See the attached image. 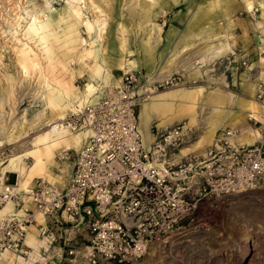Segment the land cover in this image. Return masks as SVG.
I'll use <instances>...</instances> for the list:
<instances>
[{"label":"rangeland","instance_id":"obj_1","mask_svg":"<svg viewBox=\"0 0 264 264\" xmlns=\"http://www.w3.org/2000/svg\"><path fill=\"white\" fill-rule=\"evenodd\" d=\"M211 1L0 0V176L5 175L0 183L8 179L11 185L16 184L19 172H9L16 170L8 166L9 159L25 154L32 148L34 138L50 128L47 124L56 123L47 104L46 83L55 87V81H68L67 70H70L74 76L70 90L76 88L77 97H81L79 91L83 92L88 86L102 92L106 86L89 75L88 66L103 63L112 76L114 73L120 77L123 70L114 63L138 56L144 49L142 45L147 47L153 71L158 69L169 74L179 69L184 75L179 85L162 88L164 91L179 87L203 88L195 97V101L199 98L202 104L194 105L198 119L208 114L212 90L225 89L236 94L220 114L215 112L211 116L216 124L207 131V140L195 151L204 149L216 132L225 127H235L237 133L242 129H255L260 133L255 140L264 143V117L260 115L264 113V95L262 98L256 95L258 90H264V9L259 5L264 0ZM249 1L252 6L248 8ZM82 13L94 24L97 15L106 18L102 40H98L94 30L80 23ZM32 18L50 26L51 38L46 40V47L39 43L40 34L28 29ZM118 20L126 26L123 43L128 51L123 53L117 40ZM153 22L162 23L159 31L155 30L157 26ZM71 28L76 29L83 41L72 38ZM185 47L189 48L181 53ZM234 47L244 50L243 58L252 68H233L229 72L218 66V59ZM212 50L217 54L203 58L194 56L198 52L204 56ZM186 56L191 59L186 61ZM183 61L185 63L178 66ZM246 69L253 74L248 80H240V72ZM113 83L116 82L112 80ZM250 103L258 119L250 116L247 109ZM199 121L186 123L189 126L186 141L201 134L207 122ZM151 124L163 126L156 116L147 124L143 121L140 129L145 144L150 138ZM62 150L55 153L57 166L49 168L52 175L61 176L60 169L67 168L70 173L72 158L61 157ZM16 163L27 169L33 160L24 155ZM24 177V173L20 175L16 187H22L20 180L24 181ZM35 178L28 180V187ZM198 212L201 219L196 229L167 241L154 242L144 256L130 264H264V185L222 197L213 195L199 204ZM34 231L38 238L42 237L36 228ZM46 247L44 241L41 248ZM42 250L34 264H53L42 257ZM29 252L34 253L33 247ZM30 256L28 253L21 257L28 260Z\"/></svg>","mask_w":264,"mask_h":264},{"label":"built area","instance_id":"obj_2","mask_svg":"<svg viewBox=\"0 0 264 264\" xmlns=\"http://www.w3.org/2000/svg\"><path fill=\"white\" fill-rule=\"evenodd\" d=\"M244 50L234 47L217 64L223 71L246 67ZM182 70V69H181ZM183 73L122 72L93 103L69 110L62 124L89 132L72 158L66 183L58 187L35 178L27 190L1 182L0 204L13 211L0 219V252L27 256L29 225L47 239L42 257L53 264H130L154 242L196 229L199 204L213 195L264 185V143H239L237 128L216 132L204 149L178 154L189 126L184 120L149 126L145 146L138 106L151 93L182 82ZM262 98L264 90H258Z\"/></svg>","mask_w":264,"mask_h":264},{"label":"crops","instance_id":"obj_3","mask_svg":"<svg viewBox=\"0 0 264 264\" xmlns=\"http://www.w3.org/2000/svg\"><path fill=\"white\" fill-rule=\"evenodd\" d=\"M211 2H215V0L211 1ZM209 2V3H211ZM216 2H218L216 0ZM251 1L247 2V7H251ZM260 7L264 9V2L259 3ZM164 10V9H163ZM81 12V11H80ZM83 18H81V24L82 20L86 21L89 24V28L87 29H92L94 30V32L96 33V36L98 38V40H102L103 37L102 35L106 32L105 31V21L106 18H101V15H97L95 18V24L93 23V20H89L88 17L83 14ZM77 16H80V14H78ZM98 19H103L104 23L102 25H100L97 21ZM77 23V22H76ZM153 25H156L157 28L155 30L159 31L162 23H154ZM125 25L123 21L118 20V22L116 21V29H117V40L120 46V51L121 53H123L125 50V52L128 51V48L125 49L124 43H123V33L125 31ZM76 30V29H75ZM77 39L80 41H83V39H81L79 37V35L77 34ZM144 49H142L140 51V54H138V56L135 57H128V58H124V60L122 62H116V64L114 63V65H118L120 66V69H122V67H129L130 69H136L139 68L141 66H144L147 70V72H151L153 71L151 63L149 61V58L147 57V47L145 45H142ZM230 46V44L228 45ZM189 47H185L181 49V53L185 52ZM199 51V50H198ZM197 51V52H198ZM120 53V55H122ZM207 54H212L215 55L217 53H215V51H209L208 53H205L204 56H201L202 54L200 52L195 53L194 56H200L201 58L205 57ZM243 57V56H242ZM189 59H191L190 57L186 56V61H189ZM262 59H264V57H262ZM183 63H185V61H183L182 63H178V66H181ZM177 67V66H176ZM252 68V64L248 65L247 69ZM243 70L240 72L239 76H240V80L244 79V80H248L250 78V76L253 74L251 71L248 70ZM88 73L92 78L97 79V81H99L101 84H103L104 86L108 85L111 83V81L113 80L114 82L118 83L119 82V77H116L115 74L113 73V76L111 74V71H106L104 64L97 62L94 63L91 66H88ZM106 71V72H105ZM68 75H69V80H59L58 82H60L66 89L67 95L68 97V102L71 105V107H77V105L81 106L85 103H93L95 101H97L100 97H101V92H98V89L96 90V88H90L89 86L84 88L83 92L84 93H89V96H86L82 91H79V93H81V97H77L75 94V89L74 90H70L71 85H72V80H74V76H73V72H71L70 70L68 71ZM100 84V85H101ZM106 84V85H105ZM224 86H227L228 83L226 81H224ZM203 88L201 87H196L194 90H186L184 88H174V89H168L165 91H158L155 93H152L147 99H145L139 107V112H138V119H139V125H140V116H141V123L143 121H145V123L147 124V122L149 121L150 118L153 117H157L158 118V122L162 125L168 124L172 121L175 120H187L189 123L195 124L197 121H205L207 122V124L204 126V128L201 130V134L198 136V138H195L194 140H190L189 142H186L187 144L181 149V154L196 149L197 147H199L200 145H202L206 140V136H207V131L209 129H211V127L213 125L216 124V120L211 119V116L216 112L220 114V110L227 104L230 103L231 101H233L234 97H235V93H232L228 90L222 89H214L210 92V95L212 97V101L210 103V105H208V114L204 115V117L202 119H198L197 116L194 115V113L197 114V108H194V105H197V107H200L201 101H198L199 98H197V100L195 101V97L199 95V93L202 91ZM96 90V91H93ZM204 93H201V95ZM76 98V100H75ZM81 98V99H80ZM252 100H255L253 97H250ZM193 101V102H192ZM195 101V102H194ZM255 102H258L257 100H255ZM261 104V103H260ZM264 106V102L262 103ZM261 104V105H262ZM49 106V105H48ZM202 106V104H201ZM53 107V106H52ZM49 106L50 110L53 111V115L52 118L55 119L54 114L56 113L54 108H52ZM248 111L251 112L250 116L258 119L257 114H255V111H253V106L251 105V103L248 105ZM70 110V109H68ZM62 111V110H61ZM64 112H68L67 110H63ZM62 111V112H63ZM195 111V112H194ZM261 116L264 117V113H260ZM197 120H196V119ZM199 121V122H200ZM89 132V130H85L84 135L77 133V134H70L67 133L66 131L63 132V134L67 135V136H71L70 139V143L72 145L71 149H78L83 141V137ZM259 132L255 129L251 130V129H242L238 135L233 138V140H235L236 142L239 143H250L255 141V138H257L259 136ZM196 136V137H197ZM263 137V136H262ZM77 141L78 143V147L75 148L73 147L74 142ZM65 149L64 145L62 144H55L54 146H51V153L53 156V159L51 160V162H49L47 169L45 171H42L41 173H38L37 175H35L32 178L35 177H45V178H49L50 180H52L53 182H57L56 184H58L59 187L63 186L66 183L67 180V176H69L68 174H70L69 168L67 169H60L61 173H63L64 175H52V172L49 170L50 167L52 166H57L56 160H55V153L58 149ZM70 167V166H69ZM24 172L19 173L20 175H22ZM25 176V173H24ZM65 178H64V177ZM63 177V178H62ZM26 180H31L32 178H27L26 176L24 177ZM35 228V227H33ZM33 241L31 242H27V244H29L31 247L34 248V253L31 255V257L27 259L22 258L21 256H17V255H11V253L9 254V252H3L0 255V264H34V260H38L40 259L39 257L40 252L42 250V245L44 241H40L39 238L37 237V235L35 234L34 229L31 230L30 234H29ZM38 241V242H37Z\"/></svg>","mask_w":264,"mask_h":264},{"label":"bare ground","instance_id":"obj_4","mask_svg":"<svg viewBox=\"0 0 264 264\" xmlns=\"http://www.w3.org/2000/svg\"><path fill=\"white\" fill-rule=\"evenodd\" d=\"M74 13H77L76 15H78V12L76 10H74ZM97 22L100 25H102L104 23V20L103 19H98ZM82 23L86 26V28H89V24L86 21L82 20ZM28 29L30 31L36 33V34H40L41 39L39 40V43H40L41 46L46 47V45H47L46 44V40H48V39L51 38L50 26L46 22H44V21H40L39 19L37 20L35 18H32L30 20V24H29ZM71 29H72V33H73L72 38L73 39H77L78 36H77L76 30L74 28H71ZM129 69H130L129 67H125V66L122 67V70H124V71L129 70ZM118 80L120 81V77H119ZM55 83H56V86L55 87H53L49 83H46V88H47V91H48V94H47V104L50 107L53 106L52 108L56 109L55 110L56 113L54 114L56 123L54 125L52 123H48L47 126H49L50 128L48 130L44 131L43 133H41L36 138H34L32 148H30L28 151H26L25 154L23 153V154H20V155H16V156H14V157H12V158L9 159L8 166H10L11 169L12 168H14V170L16 169L15 171H9V172H14L16 174L18 172L19 173L24 172L25 173V176L27 178H32L35 175H37L38 173H41L42 171H45L47 169V166H48L49 162H51V160L53 159V156H52V153H51V146H54L55 144H62V145H64V148L65 149L72 148V145L70 143L71 136H67V135L63 134L64 131L70 132V133H74L75 132V133H80V134H83L84 135L85 130H83V131L71 130L70 128H67V127H65L62 124V119L66 115V113H64L63 110L69 111L68 109H70V110H73L74 111L75 108L74 107H71V105L68 102V97L69 96L67 95V92H66L65 87L60 82H58V81H55ZM118 83H115V84L114 83L113 84L110 83V84H108L106 86H109V85H117ZM160 90L161 91H164V89H160ZM160 90H157L155 92H158ZM165 90H167V89H165ZM155 92H153V93H155ZM101 95H102V92H101ZM143 101H141V103ZM139 107H140V105H139ZM138 112H139V109H138ZM185 122L187 123L188 121L185 120ZM139 126H141V116H140V125ZM237 135H238V133L233 138H235ZM186 144L187 143L183 144L179 148L178 154H181L180 153L181 152V149ZM145 146H148V144H145ZM73 147H75V148L78 147L77 141L74 142ZM65 149H63V150H65ZM24 155L29 156V157H32V160H33V164L29 168H27V169H24L23 167H21V165L18 166L17 163H16V160L19 161L20 158L22 156H24ZM19 173L16 176L17 177L16 184H14V185L12 184L15 187H16L17 184H19L18 183L19 182V179H20V174ZM3 177H5V175H1L0 176V180ZM38 178L45 179V177H38ZM45 180H47V179H45ZM47 181H49V180H47ZM49 182H51V181H49ZM20 183L26 184V185L20 184L22 186L20 188H22V189H20L18 187H16V189L27 190L28 189L27 187L30 184V181L24 179V181L20 180ZM51 183H53V182H51ZM53 184H55L56 186H58V184H56L55 182ZM0 186H1V183H0ZM12 211H13V208H12V204H11L10 201H7V202H5L3 204H0V219L3 218L4 216L10 214ZM33 227H35V225H33V224L29 225V227H28L27 234H26V237H25V242L26 243L27 242L29 243V242L33 241L32 237L29 235L30 232H31V230L32 229L35 230V228H36V227L35 228H33ZM39 240L40 241H45L46 242V246H47V240H46L45 237H41V238H39ZM3 252H8V251L7 250H2L0 252V255ZM28 253H29V256H30L32 252H28ZM35 261L36 260H34V262Z\"/></svg>","mask_w":264,"mask_h":264}]
</instances>
